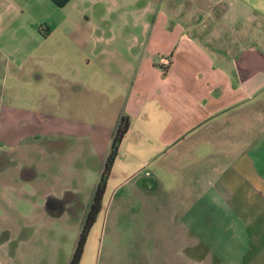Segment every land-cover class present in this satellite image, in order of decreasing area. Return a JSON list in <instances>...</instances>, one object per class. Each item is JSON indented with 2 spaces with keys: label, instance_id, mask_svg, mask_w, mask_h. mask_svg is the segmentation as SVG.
Masks as SVG:
<instances>
[{
  "label": "crops",
  "instance_id": "crops-1",
  "mask_svg": "<svg viewBox=\"0 0 264 264\" xmlns=\"http://www.w3.org/2000/svg\"><path fill=\"white\" fill-rule=\"evenodd\" d=\"M0 5L11 7L0 20V161L11 162L14 214L34 209V141L100 139L107 157L128 115L108 186L151 165L141 184L169 211L184 204L183 233L199 234L214 264H264V0Z\"/></svg>",
  "mask_w": 264,
  "mask_h": 264
},
{
  "label": "rangeland",
  "instance_id": "rangeland-1",
  "mask_svg": "<svg viewBox=\"0 0 264 264\" xmlns=\"http://www.w3.org/2000/svg\"><path fill=\"white\" fill-rule=\"evenodd\" d=\"M0 9V20L11 17V7ZM99 141L55 134L34 141L26 212L34 209L26 217L11 211V162L0 161V264H69L106 160L93 145ZM147 171L151 165L109 182L81 264H214L216 253L204 249L199 234L186 228L185 237L184 204L169 211L166 199L157 203L141 184ZM45 193L53 200L46 208Z\"/></svg>",
  "mask_w": 264,
  "mask_h": 264
},
{
  "label": "trees",
  "instance_id": "trees-1",
  "mask_svg": "<svg viewBox=\"0 0 264 264\" xmlns=\"http://www.w3.org/2000/svg\"><path fill=\"white\" fill-rule=\"evenodd\" d=\"M130 118L128 115H122L113 134L111 147L106 157L105 163L100 173V178L96 185L92 200L86 213L80 235L77 239L69 264H81L85 245L87 243L90 231L97 221L98 214L102 210L103 200L108 188V181L112 173L113 165L119 153V147L130 129Z\"/></svg>",
  "mask_w": 264,
  "mask_h": 264
},
{
  "label": "built area",
  "instance_id": "built-area-1",
  "mask_svg": "<svg viewBox=\"0 0 264 264\" xmlns=\"http://www.w3.org/2000/svg\"><path fill=\"white\" fill-rule=\"evenodd\" d=\"M165 62L168 64L169 63V61L168 60H165Z\"/></svg>",
  "mask_w": 264,
  "mask_h": 264
}]
</instances>
